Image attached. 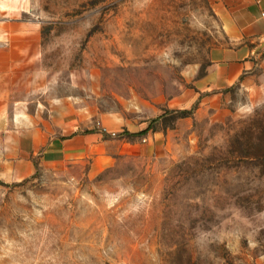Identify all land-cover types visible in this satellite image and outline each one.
Instances as JSON below:
<instances>
[{
  "label": "rangeland",
  "instance_id": "1",
  "mask_svg": "<svg viewBox=\"0 0 264 264\" xmlns=\"http://www.w3.org/2000/svg\"><path fill=\"white\" fill-rule=\"evenodd\" d=\"M254 1L0 0V264H264Z\"/></svg>",
  "mask_w": 264,
  "mask_h": 264
},
{
  "label": "crops",
  "instance_id": "2",
  "mask_svg": "<svg viewBox=\"0 0 264 264\" xmlns=\"http://www.w3.org/2000/svg\"><path fill=\"white\" fill-rule=\"evenodd\" d=\"M260 2L261 1H258V0H255L254 2H253V4H254V6L256 7L255 9L256 10H254V11H251L250 12V15L252 16V22H251V20L248 22V26L250 27L251 26V24L252 23H256L257 24V22L259 21L260 23H264V19H262V17L259 15V11H258V6L260 5ZM262 3H264V1L262 2ZM252 4V3H251ZM230 18V19H229ZM223 19H224V21H225V26H226V28L230 31V32H235V28L237 29V31H239L240 29H241V27H248L247 25L246 26H244V25H239L238 24V21H236V17H232L231 15L229 16V17H226V16H224L223 15ZM239 19H241L240 17H239ZM248 27V28H249ZM247 28V29H248ZM250 31H248L249 33H256V32H258L255 28H253V30H251V27H250V29H249ZM255 30V31H254ZM231 53V54H230ZM235 56V57H234ZM236 56H237V54L236 53H232V52H228V51H223L222 52V55L219 57V58H217V60H219L220 62H218V64L219 63H221V61H223V60H226L227 62H226V64H228V66H231L230 67V69H229V73L228 74H226V76H227V78L228 79H231L232 77H234V76H236V75H238V68L240 67V61L236 58ZM234 57V58H233ZM233 58V59H232Z\"/></svg>",
  "mask_w": 264,
  "mask_h": 264
},
{
  "label": "trees",
  "instance_id": "3",
  "mask_svg": "<svg viewBox=\"0 0 264 264\" xmlns=\"http://www.w3.org/2000/svg\"><path fill=\"white\" fill-rule=\"evenodd\" d=\"M191 110L190 109H181L180 112H182L183 114H187L189 113Z\"/></svg>",
  "mask_w": 264,
  "mask_h": 264
},
{
  "label": "built area",
  "instance_id": "4",
  "mask_svg": "<svg viewBox=\"0 0 264 264\" xmlns=\"http://www.w3.org/2000/svg\"><path fill=\"white\" fill-rule=\"evenodd\" d=\"M264 13V12H263Z\"/></svg>",
  "mask_w": 264,
  "mask_h": 264
}]
</instances>
